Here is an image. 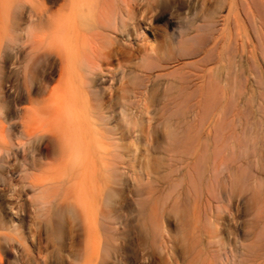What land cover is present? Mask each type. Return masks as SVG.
<instances>
[{"label":"rangeland","instance_id":"1","mask_svg":"<svg viewBox=\"0 0 264 264\" xmlns=\"http://www.w3.org/2000/svg\"><path fill=\"white\" fill-rule=\"evenodd\" d=\"M151 2L132 42L163 67L98 84L60 74L66 0H0V264H264V0Z\"/></svg>","mask_w":264,"mask_h":264},{"label":"bare ground","instance_id":"2","mask_svg":"<svg viewBox=\"0 0 264 264\" xmlns=\"http://www.w3.org/2000/svg\"><path fill=\"white\" fill-rule=\"evenodd\" d=\"M66 1H67L66 6L60 9L61 10L60 15H58L57 17H55V19L51 21L52 24L50 27L51 36L53 35L55 39L62 41L64 38L66 40V38L69 35H71L72 37L73 45L71 47H67V46L57 47L59 58L62 63V68L60 72L62 77L66 74V71L69 68V66H71L76 59L78 60V58L82 60V65L84 64L82 70L84 74L81 71L80 73H78L77 71V75L82 77L85 75L87 76V74H89L90 76L96 75L95 81L98 84L99 83L103 84L106 81L111 82L112 80L115 79L116 68L112 67V58L118 55L121 57H126L127 60H131L134 56L137 57L140 60L141 72L145 76L144 78L147 77L150 80L154 75L152 74V71L156 68L163 67L162 64L160 65L158 64L154 68L149 67V60L152 57L149 48L144 44H139V43L135 44L134 42H132V40L136 36H138L139 33L147 29L148 13L152 9V2H151L152 0H146V2H144V0L142 1L141 0H94L92 4H90V0H66ZM142 2L144 3L142 6H140ZM64 5H65V1H64ZM90 12L92 13L93 21H94V26L91 25L93 30L91 29V31H89L88 28V32L87 31L82 32L79 30L80 26H78L79 23L77 24V22L82 17L88 16V13ZM42 17H43V13H40L38 16L40 21L42 20ZM28 28L29 26H27V29ZM27 33L28 34H27L26 42L29 43L31 41H29L30 40L29 32L27 31ZM98 39H104L108 43V45L111 46L108 53L105 54V58L108 60L107 64L110 65L107 70H101L102 66L100 63V59L102 57L98 53V51L95 50V48L93 47L94 45L92 46L94 41H97ZM37 43L38 40H35V45L33 43V46L31 47H33V49H36ZM78 88L80 89V86ZM127 89H128L127 86H125L122 90L127 92L129 90ZM133 90H134L133 91L134 94H137V91H135L136 87ZM171 94L172 97L174 98L172 91ZM71 103L72 102L70 101L67 107L65 108V111H67V113L69 114L68 118L64 120L65 132H66L65 138L66 140L71 139L72 135H69L70 127L71 126L75 127L79 125L80 130L77 127L74 128L77 132L73 135L72 139L79 138L83 140L84 138H82L81 136H84L82 130L83 128L82 125L84 122H82L83 121L81 120L82 118L73 119L74 115H73L72 107L75 104L74 103L71 104ZM85 103H82L81 106H83V104ZM115 104L116 101H113V103L108 108L113 109L115 107L114 106ZM174 104L176 106L177 101ZM167 105L168 103L166 104V106ZM48 107L52 110L57 109V107L52 104H49ZM123 107L124 109L126 108L128 110L129 114L134 113L135 112L134 109H136L134 105L131 104H123ZM163 109L165 110L167 108H163ZM125 121L127 124L132 123L131 118H127ZM113 126H115V124ZM113 129H116V127Z\"/></svg>","mask_w":264,"mask_h":264}]
</instances>
